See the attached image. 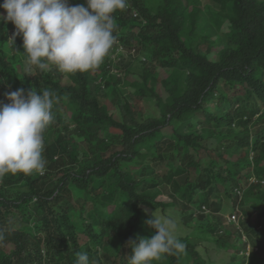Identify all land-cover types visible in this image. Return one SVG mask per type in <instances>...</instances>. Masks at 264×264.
I'll list each match as a JSON object with an SVG mask.
<instances>
[{
    "label": "trees",
    "instance_id": "1",
    "mask_svg": "<svg viewBox=\"0 0 264 264\" xmlns=\"http://www.w3.org/2000/svg\"><path fill=\"white\" fill-rule=\"evenodd\" d=\"M199 1L85 0L91 39L52 42L0 0V264H264V0ZM181 206L221 257L166 230Z\"/></svg>",
    "mask_w": 264,
    "mask_h": 264
},
{
    "label": "rangeland",
    "instance_id": "2",
    "mask_svg": "<svg viewBox=\"0 0 264 264\" xmlns=\"http://www.w3.org/2000/svg\"><path fill=\"white\" fill-rule=\"evenodd\" d=\"M8 2H13L16 5V8H26L34 12L35 20L37 24L42 25V23L39 20V15L37 11H34V4L36 1H38L41 4L40 14L47 20L51 21L53 24V29L51 35H47V39L56 42L58 39H65V38H72L74 34L76 37H79L78 40H86L91 39L88 37L90 31H91V12L85 13L82 10V7L84 5L85 0H50L49 2H46L45 0H7ZM152 1V0H151ZM200 5H202L204 11L210 10V11H219L220 5L214 1V0H200ZM54 6V7H53ZM10 16L13 18L14 21H17V15L16 13H13L11 10L8 11L7 16ZM4 13H0V17H4ZM61 27L63 30H61ZM226 28V24L222 26V29ZM74 32V33H73ZM99 36V35H98ZM208 44L207 42L203 41L199 44V49L202 53H205L207 51ZM11 58L13 60L21 59L23 62L30 63V57L22 56L21 54H11ZM143 56V55H142ZM217 56V54H216ZM141 56L137 51H129L126 48L123 50L121 55L115 56L113 59V69L117 70L115 68V65H121V63L125 64L126 66H130L131 69L134 70V72L139 71V65H141L140 58ZM123 61V62H122ZM98 70H93L92 75L94 78H99L101 74H98ZM123 91H127L125 86L123 85ZM113 96H110V100H112ZM147 107L151 109L147 112V115H156L158 113V108L156 106V100L153 98H147ZM5 101L0 97V105L5 104ZM24 105H29L31 103V100L23 101ZM6 109H9L10 107L7 105H4ZM42 109L41 105H39ZM35 133L36 129H32ZM39 143H35V145H38ZM152 169L153 167L150 166ZM174 188V185H173ZM158 200L163 201H169L170 198L165 195L161 194L157 198ZM182 207V206H181ZM205 212L203 215L209 214V209L202 208V212ZM196 219H199V215H201L200 212L196 211ZM233 212L228 210L225 213L221 214L222 220L226 223L228 227H230L232 230H235L236 227L233 226L232 223L229 222L228 217L229 215H232ZM156 215L160 218L163 226L166 228L168 232H170L172 236H185L189 235L197 245L198 251L205 257V259H214L216 260L218 257H221L224 249L219 244H217L212 238L211 235L203 230H200L201 228L197 229L196 227L191 226L189 223L193 220L191 217V212H187L186 208L182 207V211H178L177 209L170 208L165 212L164 210H156ZM190 215V216H189ZM242 214H237V223L235 225L237 228H239L238 219L241 217ZM243 241H247L246 236L242 237ZM245 243V242H244ZM236 256L241 259L242 254H239ZM236 258L234 261H232V264L234 262H239V259Z\"/></svg>",
    "mask_w": 264,
    "mask_h": 264
},
{
    "label": "built area",
    "instance_id": "3",
    "mask_svg": "<svg viewBox=\"0 0 264 264\" xmlns=\"http://www.w3.org/2000/svg\"><path fill=\"white\" fill-rule=\"evenodd\" d=\"M133 14H134V16H138V12L135 11V10H133ZM122 52H123V47H122V45H120V46L117 48L116 53H114L113 58H115V56H117L119 53H122ZM231 219H232L233 221H236V215H235V214L232 215Z\"/></svg>",
    "mask_w": 264,
    "mask_h": 264
},
{
    "label": "clouds",
    "instance_id": "4",
    "mask_svg": "<svg viewBox=\"0 0 264 264\" xmlns=\"http://www.w3.org/2000/svg\"><path fill=\"white\" fill-rule=\"evenodd\" d=\"M123 47V46H122ZM125 48L123 47V50H124ZM132 51H134L135 52V50L133 49ZM143 59V58H142ZM36 128H37V124H36ZM33 138L35 137V135H33L32 136ZM22 143H24V141L22 142ZM39 146H37L36 148H38ZM204 209H205V206L203 207ZM237 215V214H239L238 212H236V213H233L232 215ZM232 215H229V217H228V220H229V222L230 223H233V224H235V223H237V218H236V221H233L232 219H231V217H232ZM250 250H251V248H250V246L248 247V251H247V253L246 254H249V252H250ZM33 264V263H32Z\"/></svg>",
    "mask_w": 264,
    "mask_h": 264
}]
</instances>
